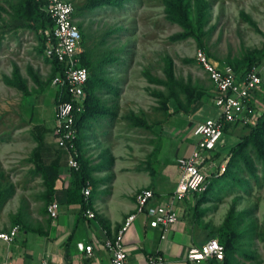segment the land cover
I'll return each mask as SVG.
<instances>
[{
    "label": "rangeland",
    "instance_id": "1",
    "mask_svg": "<svg viewBox=\"0 0 264 264\" xmlns=\"http://www.w3.org/2000/svg\"><path fill=\"white\" fill-rule=\"evenodd\" d=\"M68 1L85 39L81 62L90 73L88 118L77 138L87 173L114 167L113 153L134 155L123 161L157 172L159 154L177 156L178 140L164 151L168 112L188 118L198 92L215 106L216 91L196 60L197 51L210 62L239 70L264 52V0H186L191 6L188 37H180L191 34L171 13L170 0H123L95 8L91 0ZM23 3L0 0V203L17 209L12 217L21 230L32 224V212L40 216L51 201L44 178L34 172L38 143L32 129L44 124L53 131L57 110L47 34L26 20ZM255 103L256 116H262V93ZM185 131L182 127L181 136ZM249 133L238 126L221 139L222 157L214 151L207 158V190L199 196L198 217L193 215L201 241L217 237L226 246L225 264H264V133L230 153Z\"/></svg>",
    "mask_w": 264,
    "mask_h": 264
},
{
    "label": "crops",
    "instance_id": "2",
    "mask_svg": "<svg viewBox=\"0 0 264 264\" xmlns=\"http://www.w3.org/2000/svg\"><path fill=\"white\" fill-rule=\"evenodd\" d=\"M219 116L220 111L205 102L197 112L188 118L184 117L188 120V125L185 131L187 135L183 137L180 123L183 117L176 114L173 124L165 127L163 137L168 139L164 151L178 140L179 145L175 147L177 156L171 160L165 153L159 154L158 165L162 168L157 172L138 170L128 166V161H123L132 160L134 155L128 157L126 153H113L116 161L114 167H94L90 173L85 171L87 184L91 189L89 198L84 197V188L76 191L75 178L68 166V152L58 146L54 132L51 136L48 134L50 154L47 158L50 161L59 158L62 166L60 180L49 203L59 204L58 216L52 218L45 206L44 211H39L40 216L32 212L29 219L32 224L29 223L28 229L21 230L17 225L21 222L13 221L12 217L17 209L6 201L0 204V232H8L15 226L20 228L17 239L11 246L0 241V264H40L43 260H47L48 264H112V256L105 248V241L114 237L128 216L136 213L137 194L144 189L152 190L155 194L152 204L162 203L173 195L181 178L176 160L191 155L199 142H193L192 137L195 135L191 127ZM224 143L225 141L219 142L214 150L220 157ZM214 151L206 152L205 156L210 158ZM194 202L193 194H189L175 203L179 219L164 236L161 229L150 226V219L145 213L138 214L124 236L127 252L125 264H149L150 258L156 256L161 257L164 264H187L189 247L206 242L201 241L193 230ZM87 210L95 212L96 217L88 219ZM25 222L27 224V220ZM80 242L93 245L92 256L77 248ZM202 264L213 263L207 261Z\"/></svg>",
    "mask_w": 264,
    "mask_h": 264
},
{
    "label": "built area",
    "instance_id": "3",
    "mask_svg": "<svg viewBox=\"0 0 264 264\" xmlns=\"http://www.w3.org/2000/svg\"><path fill=\"white\" fill-rule=\"evenodd\" d=\"M43 2L42 10L46 12L54 23L51 35L46 42V55L61 65V74L57 75L52 86L56 89L66 90L71 97L68 102H61L56 110L55 135L60 148L68 152V166L76 171L80 170L79 154L75 143L78 138V129L75 127L74 102L78 104V112L85 101V91L89 80L87 68L81 64L82 36L75 18V8L68 0H37ZM196 59L203 66V71L216 88L215 106L220 111L217 119H208L194 130L195 136L200 138L191 155L176 160L181 171L179 184L169 198L159 204H152L155 194L150 189H144L137 194L136 213L128 216L114 237L105 241V248L112 256V264H125L127 252L124 247V236L130 229L138 214L145 213L150 219L152 228H159L164 234L178 222L179 216L175 210V203L189 194L204 193L207 190L206 152L216 149L223 133L220 119L227 123H238L241 126L253 123L255 120L256 103L255 94L264 86V62L254 65L243 74H237L230 65L221 66L210 62L206 53L197 51ZM225 171V167L221 169ZM86 198L91 196V189L87 185L83 189ZM59 204L52 202L48 212L52 218H57ZM88 219L96 217L92 210L86 211ZM20 228L13 227L8 232H0V241L11 246L15 243ZM77 248L89 256L93 255L94 247L83 242ZM225 247L217 238L208 240L202 245L189 247L187 264H202L211 259L223 260ZM10 264V263H6ZM40 264H48L43 260ZM149 264H164L161 257H152Z\"/></svg>",
    "mask_w": 264,
    "mask_h": 264
},
{
    "label": "trees",
    "instance_id": "4",
    "mask_svg": "<svg viewBox=\"0 0 264 264\" xmlns=\"http://www.w3.org/2000/svg\"><path fill=\"white\" fill-rule=\"evenodd\" d=\"M122 1L123 0H91L90 6L92 8H95V7H98L99 5H103L105 3L111 4V5H121ZM170 4H171L170 5L171 13L175 16L176 21L179 24L188 28L187 29L189 32L188 34H191V35H181L180 37L192 36V26H191V21H190V14H191L190 4L186 0H170ZM43 5H44L43 2H40L37 0H24L23 14H25V18L28 22L38 23L39 26L41 27V29L46 32L47 35L44 39V43H46L48 35H51V33H52V30L54 28V23H53L52 19L50 18V16L42 10ZM74 16L77 19L76 10H75ZM77 24L79 26L78 22H77ZM80 32H81V30H80ZM81 36H82L81 45L83 47L85 39H84L82 33H81ZM46 49H47V46H46ZM50 61L52 62L53 68H54V74H53V77L51 79V81H53V79L57 75L61 74V65L56 60L50 59ZM263 62H264V52L261 55L251 57L246 62L244 70H239V69H236L234 67L233 68L237 72V74H243L247 70H250L254 65H258V64L263 63ZM81 64H82V62H81ZM199 66L202 67V69H203L202 65L199 64ZM88 72H89V70H88ZM15 77L17 79H19L17 74ZM208 80L212 83V81L209 78H208ZM89 81H90V73H89V80L87 82V85H88ZM212 85L216 91L215 85L213 83H212ZM86 88H87V86H86ZM261 88L262 89H260L257 92V94H255V100L256 101H257V96L260 93H262L264 95V86H262ZM197 95H198V97L193 101V105L191 108L192 114L197 112L203 106V104L206 102L204 99L205 95L202 92H198ZM216 95H217V93H216ZM216 95H215V97H216ZM215 97H214V104H215ZM70 100H71V97L66 93V90L56 89L55 98L53 99L55 106H58L59 103H61V102H67V101L69 102ZM88 102H89V97L85 96V101L81 105L83 107V110L81 112H78V104H77V102H74L75 127L78 130L82 127L83 123L88 118L87 117L88 112H89ZM168 113L169 114H168L167 124L172 125L173 120H174V116L179 112L178 111L177 112L171 111ZM185 115H187V113ZM219 121L221 122L220 124H221V128H222V133H223V136L221 139H223L224 136L225 137L226 136H232V132H234V130L238 126H241L238 123H235V124L234 123H227V122H225L224 119H220ZM180 123H181L182 127H187V125H188V121L184 118L181 119ZM55 127H56V124H55ZM244 127L248 128L250 130V133H249V135L245 136L240 143H238L235 147H232L230 149V153H232V154L238 153L239 151H241V149H243L246 146V144H248L249 142H251L253 140H257L258 138H260L262 136V134L264 133V114L262 116H255L254 122L250 123L248 125H245ZM32 132L35 135V139L38 143V147L35 149V151L32 154V163L35 166L34 172L37 175H40L44 178L45 185L47 188V197L51 198L53 196V194L55 193L57 183L60 180V170L62 168L61 163L59 161V158L52 160V161L48 160V158H47L50 154V150H48V146H49L48 143L49 142L47 140V135L50 134L51 132L52 133L54 132V137L56 138L55 128L53 131H51V129H49L47 127V125L36 124L33 126ZM77 141L75 143L76 148H77ZM218 157H220V154L216 155V158H218ZM79 162H80V170L79 171H76L74 169H70L74 178H75L74 185H75L76 191H79L81 188H85L88 185L87 184L88 179L86 177L87 173L84 171L83 163H82L80 158H79ZM205 192L193 194V197L195 199H197V203L194 204V207H193V215L196 218L198 217L199 210H200V206L198 203L200 202L201 197L199 198V196L205 194ZM3 203H4V201H3ZM83 209L85 210L86 207L84 206ZM213 238H217V237H213ZM213 238H211V239H213ZM218 240L225 247V253H226V246L220 241V239H218ZM225 256H226V254H225ZM224 260H225V257L223 260H217L214 258V259H211L210 261L213 264H225V263H223Z\"/></svg>",
    "mask_w": 264,
    "mask_h": 264
}]
</instances>
